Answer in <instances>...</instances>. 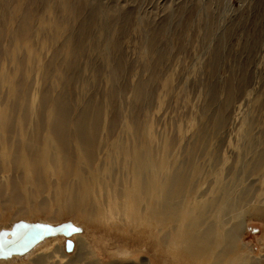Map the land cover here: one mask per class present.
Listing matches in <instances>:
<instances>
[{"label": "rangeland", "instance_id": "374dc122", "mask_svg": "<svg viewBox=\"0 0 264 264\" xmlns=\"http://www.w3.org/2000/svg\"><path fill=\"white\" fill-rule=\"evenodd\" d=\"M0 18L7 32L18 39L14 43L17 52L2 61L10 73L16 72L14 80L19 81L15 94L0 91V98L7 95L3 105L11 121L19 122L22 115L27 118L31 113L28 128H34L36 107L44 103L41 90L48 89L47 79L54 82L57 76L61 83L57 88L66 96L72 125L86 104L88 108L92 100L99 104V130L90 155L79 149L75 139L71 141L77 149L75 158L45 147L50 155L54 152L60 157L53 166H65L68 157L69 163L74 161L71 169L68 163L63 168L71 187L79 191V175L92 173L102 183L113 176L126 179L132 160L129 153L141 156L144 166L163 161L165 179L171 180L170 194L167 198L157 195V205H164L170 218L165 228H158L163 230L159 233L163 235L167 229L172 233L204 219V224H197L202 230L215 219V227H234L236 231L227 258L245 254L240 264H264V0H0ZM24 20L27 25L22 24ZM63 22H72L74 31L79 32L74 42L78 51L70 61L63 53L53 62L65 37ZM83 23L86 33L79 31ZM9 43L11 37L2 41ZM59 62L63 70L58 69ZM137 92L140 95L134 101ZM10 95L21 101L9 100ZM10 101L19 104L18 108ZM21 106L32 110L26 113V108V116ZM19 133L0 130L1 140H9L11 147L26 142L27 147L30 143L34 149L41 148L26 137L28 130L27 139ZM179 173H185V178ZM2 174L0 225L5 229H0V264L148 262L143 251L124 256L111 251L118 250V245L131 250L124 241L132 242L133 237L145 239L126 226V220L134 215L131 205L124 212V205L118 204V213L105 205L99 207L102 200L97 189L91 217L80 205L69 209L70 199L51 198L54 186L61 183L50 173V188L23 202L29 208L18 215L19 204L3 202L13 189L4 181L6 175L18 173ZM131 193L140 199L156 197L155 191L154 195L139 189ZM207 203L211 205L206 207ZM149 207L144 205L143 216L159 215L157 206L152 212ZM86 217L92 218L88 230L82 227ZM138 227L142 231L143 227ZM79 235L89 242L88 248L79 246ZM181 250L171 244L166 248L169 264L179 263L176 256Z\"/></svg>", "mask_w": 264, "mask_h": 264}, {"label": "bare ground", "instance_id": "6f19581e", "mask_svg": "<svg viewBox=\"0 0 264 264\" xmlns=\"http://www.w3.org/2000/svg\"><path fill=\"white\" fill-rule=\"evenodd\" d=\"M22 24L27 25L28 23L27 22L25 23V20H24L22 21ZM71 24L68 22L62 23V25H64L63 32L65 33V37H64L62 44L57 48L56 58L53 59V62H55L57 58H59L61 54L63 53L66 54V56L68 57L70 61L76 55L75 53H77L78 51L77 49L75 52L74 42H75V35L79 32L76 33L74 31V26H73L74 24L73 25ZM84 24L85 23H83V26L79 30L82 33H86L87 31V29H85ZM7 37L8 38L11 37L12 43H9L7 45L2 44L3 39ZM77 38H78V35H77ZM16 40L18 39L12 33L7 32L4 22L0 20V91L3 89L5 90L7 89V92L12 91V95L13 93L15 94V92L17 91V88L19 86V81L14 80V78L16 77V75L14 74L16 72L10 73L9 70H7L6 68H4V66H2V61L5 56L10 55L9 57H11L17 52V48L16 46H14V43ZM81 41L82 39L80 40L79 43H81ZM77 45L79 46L80 44H77ZM2 55L3 57H1ZM59 63H58L59 65L58 69L60 70L62 69V64L61 63L59 64ZM24 64H25V67H28L27 63H24ZM18 65L19 64H17L16 67H18ZM22 65L23 64H21V66ZM115 68H117L118 70V65H116ZM57 78H59V76H57ZM57 78L54 79V82L53 81L50 82V80L47 79V82H46L48 86V89H46L47 91L45 89L41 90L40 96L44 100V103L42 105L39 103L38 107H36L37 109L34 107V110L36 109L35 115L37 114L36 116H38V121L35 120V122H33L34 120L31 119V121L33 120L32 122L35 125L34 128L32 129H31L32 126L30 127L31 130L28 128L29 122H30V117L28 119V116H30L31 113L29 115L26 114L29 108L23 107L24 105L20 107L21 111L24 112L23 114H26V116L28 115L27 118L25 116L22 117L23 116L22 115L20 119L22 118L23 119L21 121L19 122H14L13 120L11 121L10 117L7 116V107L3 105L6 101V99H4L6 94L0 98V130L2 132L6 131L9 133H13V134L17 133L15 135H18V133L20 132L19 134L22 135L23 137H25L24 135H26V132L28 130V133H27L28 135H26V137L30 136L31 140L37 142L38 144H41V148H40L41 150L40 149L38 150L37 148L34 149V147L30 143H28L31 146V149L33 147V150H30L31 152H29L30 146L27 147V145L26 146L24 145V143L26 142H22L23 143L22 145H21V142L20 143L16 142L15 144L12 143L14 146L11 147V142L9 140H7V142L4 140H1L3 137L1 136L2 134H0V140H1L0 141V172L3 173L2 174L3 176L8 171L18 173L17 175H14V174L9 175L10 174L9 173L6 175L7 180L3 179L4 181H6V183L13 186L12 191H10L11 192L10 197L3 199L4 204H6L8 201H11L14 204H19L18 209L16 210V214L22 215V214L27 213V211H24V209H27L29 207L28 206L26 207V205H23L22 203L23 202L28 203L32 201L31 198L35 196H39L40 194L45 192L48 187L50 188L48 179H49V174L52 173L56 177V179L59 181V185L60 183L61 185L54 186V192L51 198L70 199L68 203L69 209H71L72 205L74 204L80 205L81 209L85 212V214L91 217V215L95 211L94 204L92 202V199H93L92 196H93L94 191H97V189L100 190V193H101L98 199L102 200V202H98L99 207H101V205L102 206L105 205L107 206L106 209L107 210L111 209V212L113 213H118V210H117L118 204L124 205V210H123L124 212L127 210V206L129 205H131L134 208L133 218H131L130 220H126V226L132 229V231H135L136 235L142 234V236H144L145 239L143 241H140L138 237L137 239L133 237L132 239L134 240L132 242L125 240L124 242H127L131 245V250L125 247L123 248L119 245H118V250L111 249V251H118V254L121 256L128 255V253L132 254L134 251H143L147 253L148 255V262L146 263L143 260L145 264H160L161 262H166L167 264H169L168 262L169 260H168V257L165 251H166V248L171 244V245H174L175 247L180 246L182 249L181 253L178 256H176L180 264H240V259L246 258L245 254H238V253L236 254L237 256L235 257L233 256L234 258L226 257L228 253L232 252L233 248L230 245H231V240L234 234L236 233V231L234 227L232 229H225V228L222 229L219 227V225L218 227H215V225H212L216 221L215 219H213V223L208 224L207 222L208 226L206 227V229H202V230L198 229L201 227H198L197 224H199L200 226L202 225V223L204 224V221H203L204 219L203 220L200 219L199 222L196 221L195 224L186 225L185 227L183 225L179 229H175L172 233H168L169 229H167L166 232L163 233V235L159 233V231H163V230L158 229V228L164 225H168V220L170 218L167 211L164 209V205H162L161 208H159L157 205L158 199H160V197L167 198L166 195L170 194L169 186L171 184V180L170 178L165 179L166 173L164 172L163 174V165L165 166V164H163V161H159V163H155L151 166H149L148 164L144 166L141 164V159H142L141 156L135 155L133 153L131 154L129 153L127 155L131 156L132 160L131 162L128 163L129 172H128V176L127 175H126L127 177L125 176L126 179L122 178V176H121L122 179L115 178L112 175L113 177H111L110 180L108 179V182L102 183L100 181L102 179H97L94 173H92L91 175H88V177H83L82 175H79L81 179L80 183L78 184L79 185L78 187H80L79 191L75 187H71L70 184L67 183L69 180L67 178L68 173H66L67 171L66 170L64 171L63 168L68 163L67 167H70L71 169L73 167L74 161H72V163H69V161L71 160L68 157L64 159L66 162L64 164L65 166L63 167L53 166V163L57 165L58 163L57 161L60 157L58 154H55L54 152L51 153L50 155V151H47L45 147H48L51 150V152L53 151V149L54 151L56 149L57 151L60 150L59 152L61 153H65V155H68V156L70 155L71 157L75 158L77 149L73 147L71 144V141H74L75 139V141L77 142L79 146V149L83 151L86 150L87 156L90 155L92 151L91 149L93 148L94 136L97 135L98 130H99V122H100L99 121V118H100L99 110L100 108H99V104L96 103L97 101L96 102L93 100L90 101L89 108L87 107V104H86L83 108L84 110L80 113V115H78L79 117L73 121V125H72L70 121V116H69L70 109L67 103V99H66L65 94H63L57 88V86L61 84L59 83V81H57ZM1 86H5V87L2 88ZM29 90L27 91L29 92ZM52 92H55V94H53ZM12 95H10L9 100L11 99V101H14V100H17L19 102L21 101L20 99H17L18 98L17 95L15 97ZM138 95H140L138 92L135 93L134 101L138 99L139 97ZM110 98L111 99L113 98L112 94L110 95ZM25 100L27 99L25 98ZM86 101L87 100H85V102ZM24 102L26 103V101ZM12 104L13 105L11 106H14V103ZM18 105L16 104L15 106L17 107ZM11 106L8 105V107H11ZM26 108H27V111H26ZM9 109L10 108H8V110ZM10 113H13V112H10ZM32 114H34V112ZM10 116H12V114ZM24 118H26L27 120ZM101 123L103 124L104 121ZM104 126L102 125V127ZM17 137H15L16 140H17ZM99 138L101 139L100 136ZM14 139L11 141H15ZM51 141H54L55 143L57 142L56 143L57 145L54 147V144L51 145L50 143ZM100 142H102V140H100ZM100 142H97L99 146H101ZM42 146L44 147L42 148ZM99 146H98V151H99ZM105 146L106 144H104V148ZM38 148H39V145H38ZM99 153L101 152L99 151ZM99 153H96V154L100 155ZM87 156H86V159H87V162L89 163L87 164L91 165L90 164L91 160H89L90 157H87ZM123 156L125 157V155ZM65 157H62V158H65ZM177 158L175 157V159ZM82 160L83 159H81L80 161L81 163H83ZM101 163H103V161ZM115 169L113 168L114 171H116ZM102 173H104V171ZM179 174L182 178H185L184 176L185 173H179ZM162 175H164L163 178L161 177ZM2 178L0 180H2ZM138 189L143 194H150L152 193V191H155V195L154 193L152 194L156 197L149 196L148 199H140L139 197H136L134 194L131 193L132 190H138ZM4 195L7 196L6 193ZM157 195H159L160 197H157ZM126 196L128 197V199H123V197H126ZM118 201H124V202L120 203ZM208 204L211 205L210 203H207L205 204L206 207H208ZM144 205L150 206L148 208L150 212L157 210L156 208L157 206L160 211L159 215L155 216L154 214H151V215L147 214L143 216L142 210H143ZM203 205H201V207ZM201 207L199 209H201ZM102 215L106 216V213L104 212ZM88 217L84 218L85 223L82 225V227L86 230L90 228L91 223H92L91 222L92 218H90L91 219L90 221ZM138 226H142L143 229L145 230L143 229L142 231L141 229L139 230ZM0 229L4 231L5 225H2V226L0 225ZM77 243L79 244V246H81V248H84L85 246L88 248L90 246L89 242L82 235H79L77 237ZM172 263L176 264L174 262Z\"/></svg>", "mask_w": 264, "mask_h": 264}, {"label": "water", "instance_id": "95a60500", "mask_svg": "<svg viewBox=\"0 0 264 264\" xmlns=\"http://www.w3.org/2000/svg\"><path fill=\"white\" fill-rule=\"evenodd\" d=\"M69 246L71 247L73 245V242L72 241H69Z\"/></svg>", "mask_w": 264, "mask_h": 264}]
</instances>
